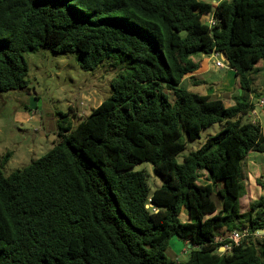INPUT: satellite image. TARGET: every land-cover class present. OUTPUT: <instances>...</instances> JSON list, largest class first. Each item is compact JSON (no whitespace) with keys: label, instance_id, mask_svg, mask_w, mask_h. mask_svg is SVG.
I'll return each instance as SVG.
<instances>
[{"label":"trees","instance_id":"1","mask_svg":"<svg viewBox=\"0 0 264 264\" xmlns=\"http://www.w3.org/2000/svg\"><path fill=\"white\" fill-rule=\"evenodd\" d=\"M41 50L77 54L85 72L121 69L89 116L59 121L50 152L10 175L0 165V264H264L262 236L219 252L234 231H264V194L247 213L240 205L246 161L264 154L263 128L244 122L264 61V0H0V94L29 86L25 55ZM214 53L239 79L232 107L183 86L206 85L195 57ZM143 163L162 180L154 191L135 170ZM173 238L187 261L170 260Z\"/></svg>","mask_w":264,"mask_h":264},{"label":"rangeland","instance_id":"2","mask_svg":"<svg viewBox=\"0 0 264 264\" xmlns=\"http://www.w3.org/2000/svg\"><path fill=\"white\" fill-rule=\"evenodd\" d=\"M211 18L207 21L205 19L204 22L209 25L208 21ZM200 57L196 56L195 59L201 60ZM25 58L29 67V86L21 91H9L0 94V165L3 167L5 175L24 169L50 152L57 140L59 121L63 119L65 122L76 124L77 120L74 115L77 118L89 116L93 109L100 106L104 100L111 96L112 83L121 69L112 60V62H105L102 67L94 72H85L77 63V54L55 53L49 50H41L38 54H26ZM216 62L215 57H206L204 66L207 71L203 72L202 75H193L195 79L205 81L206 85L193 86L191 76H187L183 86L199 95L212 94L211 96L219 98L218 96L222 94L221 98L227 104H232L234 102L233 98L238 95V90H240L239 79L228 68L225 61L223 68H218L215 65ZM118 64H120V61H118ZM258 69L260 73L255 75V89L264 87L263 62L258 64ZM231 88V93H225L224 89ZM32 100L36 101V110L31 107ZM251 100L254 103V98H251ZM262 102H264V99L257 101L254 105L264 107V105H261ZM255 112L256 115L250 114L249 118H251V121L259 122L261 115L257 111ZM247 118L244 122L248 121L249 118ZM220 130V125H214L203 130L197 143H189L185 139L187 148L177 157V161L182 163L184 156L196 150L209 137L214 136ZM8 154L10 157L4 163ZM251 155L252 158L261 157L260 165L257 164L260 174L256 168L252 167L251 162L253 160L251 158L247 159L244 167L246 177L244 180L245 196L240 202L242 214L249 211L252 201L259 199L264 194V155L261 156V154L257 155L255 153ZM135 170L148 172L153 191L161 186L162 180L156 176L150 164L143 163ZM205 179L206 176L204 175L202 181H205ZM220 188L221 186L218 187V189ZM213 199L221 209L220 198L214 195ZM184 219L182 215V220ZM247 220L246 218L242 219L243 222H247ZM262 237H264V231ZM262 237H250L247 241L257 245V239ZM217 239L218 242L223 241L221 238ZM223 248L225 246L220 248L222 253L229 254ZM188 257L189 249L185 248L179 258L174 255L169 258L171 261L179 263L187 261Z\"/></svg>","mask_w":264,"mask_h":264},{"label":"crops","instance_id":"3","mask_svg":"<svg viewBox=\"0 0 264 264\" xmlns=\"http://www.w3.org/2000/svg\"><path fill=\"white\" fill-rule=\"evenodd\" d=\"M199 1H202V2H205V3H209V4H212V5H215L216 6V4L218 5L219 4V2H220V0H199ZM210 18V16H208V17H205L204 18V20L206 19V20H208ZM205 60H206V57H202V59H201V61H200V63H201V69L196 73V74H203V72H205V71H207L206 70V68H205V66H204V62H205ZM262 62L264 63V61H261L259 64H262ZM257 68H258V65H257ZM226 92L225 93H231L232 92V88L231 89H224ZM257 90V92H255L254 94H252L251 95V98L253 99L254 98V103L256 104L257 103V101H259V100H261V99H264V87H261V88H258V89H256ZM213 92H215V91H213ZM212 92V93H213ZM238 92H239V90H238ZM204 95H212V94H204ZM221 96H222V94L221 95H219L218 97L219 98H221ZM236 97V96H235ZM233 98V100H234V102L232 103V104H227L225 101V104L228 106V107H232V106H234L235 105V99L236 98ZM255 110L257 111V113H260V115H261V120L259 121V122H256V123H259L260 125H261V127L263 128V133H264V125H263V119H264V107H259V106H255ZM249 118V117H248ZM248 120H250L251 121V118H249ZM253 122H254V120H253ZM256 154V153H255ZM254 155V154H253ZM257 155H259V154H257ZM262 155H264V154H261V156ZM252 155L250 154L249 155V157H248V159H250L251 158V160H253L252 162H251V165H252V167L253 168H256V170L259 172V174H260V169H259V167H258V165H260V158L261 157H251ZM255 156V155H254ZM258 164V165H257ZM260 177H261V175H260ZM264 182V181H263ZM257 200V199H256ZM217 204V203H216ZM221 204H222V202H221ZM217 207H218V205H217ZM222 209V208H221ZM221 209H219V207H218V210L220 211ZM182 215L184 216V220H182ZM182 215H181V220L183 221V222H187V221H189L190 219H189V215H188V213H187V211H183V213H182ZM222 239V238H221ZM185 248H187L186 247V244L185 243H183V242H181V241H179L177 238H173L172 240H171V244H170V250L168 251V254H169V257L171 258L172 257V255H174L175 257H180L181 256V254H182V252L183 251H185ZM186 255V254H185ZM177 258V259H178ZM179 260V259H178ZM180 263V262H179Z\"/></svg>","mask_w":264,"mask_h":264},{"label":"built area","instance_id":"4","mask_svg":"<svg viewBox=\"0 0 264 264\" xmlns=\"http://www.w3.org/2000/svg\"><path fill=\"white\" fill-rule=\"evenodd\" d=\"M221 1H227V2H230L232 0H220ZM212 16H210L211 18ZM209 25L210 26H214L215 25V20L214 18L212 17L209 21ZM212 57H215L217 59V62L215 63V65L218 67V68H223L224 67V60H222V55L220 54H213ZM261 105H264V102H262ZM256 110L254 109L251 114L252 115H256ZM262 233L263 231H258V232H255V233H251L249 231L248 228H242L241 230H238V231H234L231 233L230 237H229V240L231 241V244L225 246V248H223L224 251L226 252H229L231 253L232 250H233V247L234 246H238L243 240L251 237V236H254V237H260L262 236ZM216 242H218V239L216 240ZM219 243V242H218ZM219 252L222 253L221 249H219Z\"/></svg>","mask_w":264,"mask_h":264},{"label":"water","instance_id":"5","mask_svg":"<svg viewBox=\"0 0 264 264\" xmlns=\"http://www.w3.org/2000/svg\"><path fill=\"white\" fill-rule=\"evenodd\" d=\"M223 58V60L227 63V64H229L227 61H226V58L223 56L222 57ZM241 92V91H240ZM35 103H36V101L35 100H32V109H34V110H36L37 109V107H36V105H35Z\"/></svg>","mask_w":264,"mask_h":264}]
</instances>
